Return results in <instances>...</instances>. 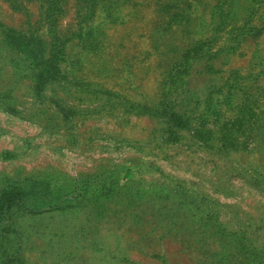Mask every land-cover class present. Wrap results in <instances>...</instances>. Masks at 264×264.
<instances>
[{"label": "rangeland", "instance_id": "1", "mask_svg": "<svg viewBox=\"0 0 264 264\" xmlns=\"http://www.w3.org/2000/svg\"><path fill=\"white\" fill-rule=\"evenodd\" d=\"M0 264H264V0H0Z\"/></svg>", "mask_w": 264, "mask_h": 264}]
</instances>
